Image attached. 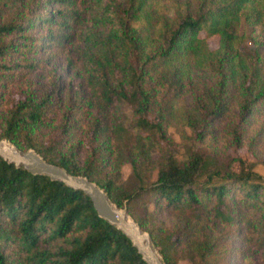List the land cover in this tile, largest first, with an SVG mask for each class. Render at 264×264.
<instances>
[{
	"label": "trees",
	"instance_id": "obj_1",
	"mask_svg": "<svg viewBox=\"0 0 264 264\" xmlns=\"http://www.w3.org/2000/svg\"><path fill=\"white\" fill-rule=\"evenodd\" d=\"M0 138L95 182L164 264H264V176L229 151L264 164V0H0ZM0 264L146 263L0 157Z\"/></svg>",
	"mask_w": 264,
	"mask_h": 264
},
{
	"label": "water",
	"instance_id": "obj_2",
	"mask_svg": "<svg viewBox=\"0 0 264 264\" xmlns=\"http://www.w3.org/2000/svg\"><path fill=\"white\" fill-rule=\"evenodd\" d=\"M0 157L14 166L32 174H43L58 180L74 190L87 195L97 215L120 230L134 246L146 264H164L153 246L149 234L127 213L125 206L118 207L109 200L106 192L86 176L72 174L63 167L46 161L32 148L18 149L11 142L0 138Z\"/></svg>",
	"mask_w": 264,
	"mask_h": 264
},
{
	"label": "rangeland",
	"instance_id": "obj_3",
	"mask_svg": "<svg viewBox=\"0 0 264 264\" xmlns=\"http://www.w3.org/2000/svg\"><path fill=\"white\" fill-rule=\"evenodd\" d=\"M199 35H204V33L201 31V32H199ZM206 41H207L209 47H215L217 44V37L214 35L208 36V37H206ZM52 65H54L58 71H60L62 68V64L60 63V61H57L56 63H54ZM174 136L176 137L175 134H174ZM229 151L232 155L240 156L243 159L245 165L250 164V166L253 170H255L260 175L264 176V164L257 161L245 147L236 148V149L230 148ZM184 156H185V148L183 146H181L179 148V151L177 152V157L183 158ZM233 166L236 169L238 167L237 162H234ZM127 173H128V168H124L123 169L124 176H126ZM178 264H187V262L185 260H180L178 262Z\"/></svg>",
	"mask_w": 264,
	"mask_h": 264
}]
</instances>
